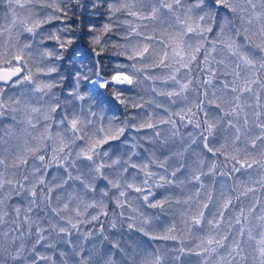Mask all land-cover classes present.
Wrapping results in <instances>:
<instances>
[{
  "label": "snow or ice",
  "instance_id": "6c2138e0",
  "mask_svg": "<svg viewBox=\"0 0 264 264\" xmlns=\"http://www.w3.org/2000/svg\"><path fill=\"white\" fill-rule=\"evenodd\" d=\"M0 6V264H264V0Z\"/></svg>",
  "mask_w": 264,
  "mask_h": 264
},
{
  "label": "trees",
  "instance_id": "16d2710c",
  "mask_svg": "<svg viewBox=\"0 0 264 264\" xmlns=\"http://www.w3.org/2000/svg\"><path fill=\"white\" fill-rule=\"evenodd\" d=\"M93 20H95V22L100 25L102 23L105 22V20H102L100 19L99 17H91ZM85 23H87V21H85ZM112 50L109 49V54ZM111 62V58L109 55H106L105 57V64H109ZM75 69L72 68V65L69 64L66 61L62 62V66H61V72L65 75V76H69L70 75V72H74ZM72 81L69 79V80H66L65 81V84L66 85H71ZM150 84L151 82H144V84L142 85H139L137 86L136 88H134L131 93H128V95L131 97L135 96L137 98H139L140 96H143L145 100L149 99L152 97V93L150 91ZM81 90H83V84L81 86ZM55 91H57L58 93H60V96H61V99L64 98V96L66 95V92H67V88H57L55 89ZM158 100L162 101V102H166L165 101V98H162V97H158L157 98ZM130 112L132 111H140V110H132L130 109L129 110ZM157 112H160L162 110L160 109H157L156 110ZM105 115L106 116H116L118 117L119 119H123L124 116H125V113L123 111V106L122 105H119L118 103L116 102H113L112 106H111V110H107L105 112ZM118 122V121H117ZM164 128H166L167 126H162ZM192 129L191 128H188V129H182V132H187V131H191ZM129 135V139L131 141V138L133 136H136V135H142V134H136V133H128ZM141 143H144L143 141H141ZM116 145L114 144V147ZM158 147V145L156 146ZM121 150L122 151H126L125 148H123V146H121ZM222 159V158H221ZM239 178V179H244L245 177H243L241 174H234V178L232 180H227V178H224L225 180H227V184L231 185V184H234L235 183V180ZM218 180V183H217V191H219V181H220V178L218 177L217 178ZM163 191V190H161ZM243 199V198H242ZM247 201H245L246 203ZM137 206L140 207V210L143 211L146 215H149V216H152V217H159L158 220L154 219L153 220V224L155 226V230L156 231H160L162 232L164 230V228H166L173 220H176L177 222V226L179 227V220H178V216L176 215L174 209H169L166 207L165 211L164 212H161L160 209H149L145 206H143L142 202L140 204H138ZM114 207V205L110 204L109 205V217H111V211H112V208ZM104 219V218H102ZM105 227L108 228V224H107V221H105ZM126 232V230H125ZM112 234V231L110 230V235ZM115 235L119 236V233H115ZM131 236L132 237V240H129L128 237ZM138 238V239H137ZM122 239V242L123 241H127V243L131 244L133 243V241H135V243H141L142 242V247H145V246H150L151 248H155L156 246H160V247H172L174 246L175 242L173 241H150L147 237H143L141 236L140 233H136V232H133V233H127L121 237ZM127 246V245H126ZM104 247H107V244L105 243Z\"/></svg>",
  "mask_w": 264,
  "mask_h": 264
},
{
  "label": "rangeland",
  "instance_id": "374dc122",
  "mask_svg": "<svg viewBox=\"0 0 264 264\" xmlns=\"http://www.w3.org/2000/svg\"><path fill=\"white\" fill-rule=\"evenodd\" d=\"M6 21L4 20V9L2 6H0V24L5 23Z\"/></svg>",
  "mask_w": 264,
  "mask_h": 264
}]
</instances>
